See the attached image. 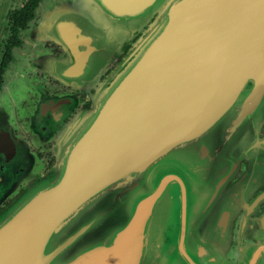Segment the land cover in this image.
Listing matches in <instances>:
<instances>
[{"label":"water","instance_id":"water-1","mask_svg":"<svg viewBox=\"0 0 264 264\" xmlns=\"http://www.w3.org/2000/svg\"><path fill=\"white\" fill-rule=\"evenodd\" d=\"M88 2L132 50L0 214V264H231L235 193L264 185V0H71L46 33L68 46ZM106 63L50 73L82 89Z\"/></svg>","mask_w":264,"mask_h":264},{"label":"flooded vegetation","instance_id":"flooded-vegetation-1","mask_svg":"<svg viewBox=\"0 0 264 264\" xmlns=\"http://www.w3.org/2000/svg\"><path fill=\"white\" fill-rule=\"evenodd\" d=\"M70 1L0 0V214L24 193L21 178L26 155L18 151L15 142L24 143L34 168L47 170L54 163L49 141L52 127L66 124L84 105L91 106L94 90L61 83L52 78V67L61 71L58 65L63 61L73 64L107 60L106 68L96 70V80L100 81L122 60L129 46L118 40L117 29L106 27L111 24L105 20L101 24L104 29H92L96 25L91 23L89 12L95 8H90V2L85 5L87 22L76 25L77 33L73 24L61 26L71 31L69 45L57 42L54 34L46 33L53 26L46 10L57 12ZM55 97L59 99L52 100ZM257 136L264 138V120ZM245 166L244 162L239 164L228 185L239 180ZM263 186L240 189L244 190V201L238 203L230 226L231 264L238 258L244 264H249L253 256L256 258L252 264L264 259Z\"/></svg>","mask_w":264,"mask_h":264},{"label":"rangeland","instance_id":"rangeland-1","mask_svg":"<svg viewBox=\"0 0 264 264\" xmlns=\"http://www.w3.org/2000/svg\"><path fill=\"white\" fill-rule=\"evenodd\" d=\"M143 33H144V31L143 32H140V33H137V34L140 36ZM127 44L129 46H128L127 51L124 53L122 60L132 50L131 44L130 43H127ZM117 65H118V63L110 70L109 74L104 79H102L100 81L96 80V82L93 83L90 86V89H93L94 90V93L90 97L91 106L89 108L88 107H85V105H84V107H82L79 111H77V113L74 114L72 116V118H69V121L66 124L61 125L60 127L59 126L58 127H56V126H53L52 127V131H51L52 134L50 135L51 138H49V141L52 143L50 152H51V154H52V156L54 158V163L52 164V166L49 169L44 170L43 167H38V166H36L34 168V165L32 164V162L28 161V159H30V158L28 156L29 155V152L27 151L26 146L24 145V143H20L18 140H16L14 138L15 141H18V142H15V143H17L15 145L18 147V151H20L21 153H24L26 155V170H25L24 176H22V178H21V183H22V185L24 187V193L31 186L37 184L43 177L49 175L50 170L53 167L56 166L57 155L60 153L61 143H62L63 139L66 138V135H65L66 132L68 131V134H69V132L71 130H73L72 129V126H73L74 122H77L78 121V124H79V121L81 119H84L86 117V115L89 114L90 110L95 105V102H96L95 100L99 98V94L98 93H100V91L102 90L101 88H102L103 83L109 77V75L116 69ZM68 85H70V84H68ZM54 99H59V97L52 98V100H54Z\"/></svg>","mask_w":264,"mask_h":264},{"label":"crops","instance_id":"crops-1","mask_svg":"<svg viewBox=\"0 0 264 264\" xmlns=\"http://www.w3.org/2000/svg\"><path fill=\"white\" fill-rule=\"evenodd\" d=\"M79 25H81V24H77V26H79ZM57 27V26H56ZM59 27V26H58ZM253 190H255V189H253ZM244 193V190L243 191H241L240 189L235 193V199H236V204L233 206V210H232V218L234 217V214H235V211H236V209H237V205H238V203H240L241 201H244V197L242 196V194L241 193ZM232 218H231V220H232Z\"/></svg>","mask_w":264,"mask_h":264}]
</instances>
